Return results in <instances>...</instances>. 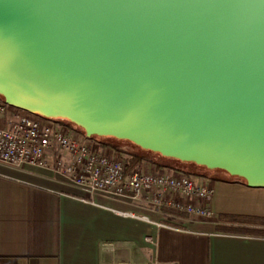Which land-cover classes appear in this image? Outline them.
<instances>
[{"label":"water","instance_id":"1","mask_svg":"<svg viewBox=\"0 0 264 264\" xmlns=\"http://www.w3.org/2000/svg\"><path fill=\"white\" fill-rule=\"evenodd\" d=\"M0 96L264 187V0H0Z\"/></svg>","mask_w":264,"mask_h":264},{"label":"crops","instance_id":"2","mask_svg":"<svg viewBox=\"0 0 264 264\" xmlns=\"http://www.w3.org/2000/svg\"><path fill=\"white\" fill-rule=\"evenodd\" d=\"M58 156L69 154L47 150L46 166L0 161V264H264V187L214 180L211 219L170 215L87 193L54 169Z\"/></svg>","mask_w":264,"mask_h":264},{"label":"built area","instance_id":"3","mask_svg":"<svg viewBox=\"0 0 264 264\" xmlns=\"http://www.w3.org/2000/svg\"><path fill=\"white\" fill-rule=\"evenodd\" d=\"M56 148L65 150L69 157L66 160L58 156L54 169L69 176L87 193L100 191L129 197L170 215L213 217L209 205L215 193L213 179L203 177L197 181L183 170L158 167L154 163L129 169L120 153L113 149L102 151L100 144L86 134L80 135L52 118L10 107L0 100L1 162L46 166L47 150ZM125 214L143 218L134 213Z\"/></svg>","mask_w":264,"mask_h":264},{"label":"trees","instance_id":"4","mask_svg":"<svg viewBox=\"0 0 264 264\" xmlns=\"http://www.w3.org/2000/svg\"><path fill=\"white\" fill-rule=\"evenodd\" d=\"M0 100L4 102V100H3V98L1 96H0ZM58 118L66 119V118H62V117H58ZM66 120H68V119H66ZM68 121H70V120H68ZM81 131H83V133L85 134V131L82 128H81ZM90 138L91 139H96L98 142L101 143L100 145L102 147H109V148L113 149L114 151H116L118 153L119 152L120 153L121 152L125 153L126 156L123 157V158L125 159L129 169H133V168L138 167V166L147 165L148 163H154L158 167L173 168V169L183 170V171L189 173L190 175H200L202 177H207V178H210V179H213V180H230V181H234V182L246 183L245 179H243L241 177H238V176L231 175L230 173H228L224 169H220V168L211 169V168H208V167L203 166V165H198V164H196L194 162L181 161V160H178V159H175V158L165 157V156L161 155L160 153H157V152H154V151H151V150H147V149H143L140 146L136 145L135 143H133V142H131L129 140L119 139V138L114 137V136H100V135H95V136H92ZM105 139L115 140V141H119V142L127 141V142L133 144L134 146H136V147H138V148H140V149H142V150H144L146 152H149V153L153 154L154 156L156 155V156H159L161 158H165V159H168V160H170L172 162L178 163L179 166L174 165V164H170V163H159L157 161L152 160L151 157H148L146 155H139V154H137L135 152H130V151L120 147V145L115 144V143L110 142V141L105 140ZM182 165H184V166L191 165V166H194L196 169H199V170H202V171L201 172H198V171H195V170L194 171H189V170L186 171V169L184 170L182 167H180ZM210 174H213V175L210 176Z\"/></svg>","mask_w":264,"mask_h":264},{"label":"rangeland","instance_id":"5","mask_svg":"<svg viewBox=\"0 0 264 264\" xmlns=\"http://www.w3.org/2000/svg\"><path fill=\"white\" fill-rule=\"evenodd\" d=\"M52 120L53 121H55V122H57L58 124H60V125H62L64 128H69V129H71V130H74V132H78L80 135H85L84 133H83V131H81L80 129H77V128H74L70 123H67V122H63V121H60V120H56V119H54V118H52ZM96 143H98V144H101L100 142H98L96 139H93ZM100 147H102L101 145H100ZM120 147H122L123 149H126V148H124L122 145H120ZM126 150H128V149H126ZM129 151V150H128ZM131 152V151H130ZM118 153V152H117ZM120 153V152H119ZM121 155H122V157H125L126 155H125V153H123V152H121L120 153ZM155 161V160H154ZM185 170V169H184ZM187 171V170H186ZM192 177L195 179V180H201L202 179V176H200V175H192Z\"/></svg>","mask_w":264,"mask_h":264}]
</instances>
